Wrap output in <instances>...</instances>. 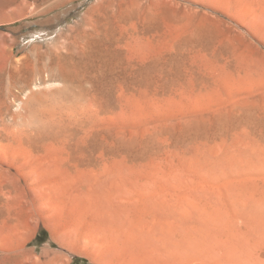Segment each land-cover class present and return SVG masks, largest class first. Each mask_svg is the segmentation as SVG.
<instances>
[{
  "label": "rangeland",
  "instance_id": "1",
  "mask_svg": "<svg viewBox=\"0 0 264 264\" xmlns=\"http://www.w3.org/2000/svg\"><path fill=\"white\" fill-rule=\"evenodd\" d=\"M18 3L0 8V264H264V0Z\"/></svg>",
  "mask_w": 264,
  "mask_h": 264
},
{
  "label": "bare ground",
  "instance_id": "2",
  "mask_svg": "<svg viewBox=\"0 0 264 264\" xmlns=\"http://www.w3.org/2000/svg\"><path fill=\"white\" fill-rule=\"evenodd\" d=\"M3 1H4V0H3ZM20 1H21V0H5L4 3L2 2L3 5H2V7H0V8H2V9H3L2 11L5 12V10L8 8V6H10V7H11V6H18V4H19L18 2H20ZM32 1L35 2V7H36L37 10H38V11H37V15L40 16V17H44V18H45V17L51 15V13L54 11V9H56L57 7H59V6L61 5V3H63V2L65 3V2H67V1H69V0H58V2H56L57 4L53 2V1H56V0H32ZM0 3H1V2H0ZM47 4H48V5H47ZM0 5H1V4H0ZM45 5H46V6H45ZM43 6H45V7H43ZM2 14H3V13H1L0 15H2ZM35 14H36V13H35ZM3 15H4V14H3ZM37 15H36V16H37ZM32 16H33V15H32ZM57 17H58L57 15H56L55 17H54V15H53L52 17H49L48 19L43 20V21L41 20V21H42L43 24L46 25V24H50V23H52V22L54 23L55 19H58ZM59 17H60V16H59ZM0 18H1V17H0ZM42 19H43V18H42ZM12 20H14V19H12ZM10 21H11V19H10ZM55 22H56V21H55ZM52 46H53V45H52ZM32 48H33L32 50H35V49H34V46H33ZM35 48H37V47H35ZM38 48H39V47H38ZM39 49H40V48H39ZM39 49H38V50H39ZM47 50H49V49H47ZM49 51H50V50H49ZM35 52H36V51H35ZM35 52H34V53H35ZM37 52L39 53L40 51H37ZM37 52H36V53H37ZM51 52H52V51H51ZM51 52H50V54H51ZM55 52H56V51H55ZM36 53H35L34 56L38 55V53H37V54H36ZM40 53H41V52H40ZM40 53H39V54H40ZM40 55H42V54H40ZM51 55H52V54H51ZM38 56H39V55H38ZM43 56H44V55H43ZM45 56H46V54H45ZM54 56H55V55H54ZM51 57H52V56H51ZM38 58H41V59H42L43 57H42V56H41V57L39 56ZM47 58H48V57H47ZM52 58H53V57H52ZM41 59H40V60H41ZM50 59H51V58L49 57V60H50ZM35 60H38V59L36 58ZM49 60H48V61H49ZM54 60H55V59H54ZM38 61H39V60H38ZM42 61H44V60H42ZM39 62H40V61H39ZM39 62H38V63H39ZM34 64H37V62H35ZM43 67H44V66H43ZM65 71H66V70H65ZM13 81H14V80H13ZM9 85H10V83H9ZM10 86L12 87V85H10ZM10 89H11V88H10ZM81 89H82V88H81ZM80 91H81V90H80ZM83 91H84V90H83ZM83 91L81 92L80 95L83 94ZM71 92H72V91H71ZM78 92H79V91H78ZM78 94H79V93H78ZM86 94H87V93H86ZM80 95H79L78 98L81 100ZM84 95H85V94H84ZM82 96H83V95H82ZM90 96H91V95H90ZM74 97H75V96H74ZM74 97H73V98H74ZM85 97H86V96H83L82 100H83ZM75 98H76V97H75ZM64 99H65V97H64ZM87 99H88V97H86V100H87ZM72 100H73V99H72ZM80 100H79V101H80ZM86 100H85V101H86ZM88 100H89V99H88ZM5 101H6V100H5ZM15 101H16V99H15ZM17 101L19 102V103H18V108L22 109V108H23L22 106H23V104H24L25 102H24L23 100H17ZM75 102H76V101H75ZM77 102H78V101H77ZM80 102H82V106H85V105L87 104V103L85 102L86 104L84 105V103H83L84 101H80ZM87 102H89V101H87ZM73 103H74V101H73ZM67 104H68V103H67ZM67 104L65 103V105H64V103H63L62 105H63L64 107H66ZM74 105H76V103H75ZM87 105H88V104H87ZM71 106L75 109V112H77V111H76L77 108L74 107V106L72 105V103H71ZM71 106H70V107L68 106L69 109H67V108H66V109H67V110H71V109H70V108H72ZM51 108H52V107H51ZM62 108H63V107H62ZM73 108H72V109H73ZM85 108H86V106H85ZM58 109H59V107L56 109V111H58ZM66 109L64 108V110H66ZM74 109H73V110H74ZM86 109H87V108H86ZM90 109H91V108H90ZM60 110H61V109H60ZM73 110H71V112H72ZM81 110H82V109H79V111H81ZM47 112H48V111H47ZM58 112H59V111H58ZM63 112H66V111H63ZM67 112H68V111H67ZM75 112H74V113H75ZM89 112H90V111H88V113H89ZM5 113H6V112H5ZM5 113H0L1 121H3V123H6V122H7V121H6ZM69 113H70V112H68V115H71V114H69ZM10 114H11V113H10ZM25 114H26V113H25ZM54 114H55V113H54ZM58 114H59V113H56V115H58ZM65 114H66V113H65ZM84 114H85V116L88 115L87 113H84ZM84 114H81V116L84 115ZM91 114H92V112H91ZM91 114H89V118H90V115H91ZM48 115H49V114H48ZM48 115H47V116H48ZM51 115H52V114H51ZM56 115H55V116H56ZM66 115H67V114H66ZM77 115H79V112L77 113ZM92 115H93V114H92ZM55 116H54V117H55ZM79 116H80V115H79ZM81 116H80V117H81ZM85 116H84V117H85ZM57 117H59V116H56L55 119H57ZM77 117H78V116H77ZM80 117H79V118H80ZM82 117H83V116H82ZM84 117H83V118H84ZM13 118H14V117H13ZM49 118H51V117H49ZM49 118H48V119H49ZM15 119H17V117H15ZM26 119H27V117H26ZM87 119H88V117H87ZM18 120H19V119H18ZM49 120H50V119H49ZM94 120H95V119H94ZM52 121H54V120H52ZM88 121H89V119H88ZM18 122H19V121H18ZM26 122H27V121H26ZM49 122H50V124H51V121H48V120L45 122V124H46L45 126L42 124L45 128L47 127V128L45 129L46 131H47V130H50L49 128H52L51 126L49 127V125H50ZM86 122H87V121H86ZM40 123H41V122H40ZM56 123H57V122H56ZM56 123H55V124H56ZM17 124H18V123H17ZM55 124H53V125H55ZM56 125H57V124H56ZM7 127H8V126H7ZM21 127H22V126H21ZM40 127H41V126H40ZM48 127H49V128H48ZM2 128H3V126H2ZM5 128H6V127H5ZM15 128H18V127H15ZM25 128H26V127H25ZM9 129H10V128H9ZM9 129H8V130H9ZM5 130H6V129H5ZM19 130H20V129H19ZM39 130H40V129H39ZM39 130H37V131H39ZM11 131H12V129H11ZM37 131H36L34 128H33L32 130H31V129L29 130V129H23V128H22V130L20 131V133H17L16 131H15L16 133H13V135H16V134L18 135V134H20L18 137H15L14 140H16V138H19V139H21V140H23V139L25 138V140L27 139L30 143H31V142H38V139H39L40 137H38V135H37ZM82 131H83V130H82ZM13 132H14V130H13ZM39 132H40V131H39ZM87 132H88V131H87ZM45 133H46V132H45ZM45 133H44V134H45ZM85 133H86V132H85ZM40 134H41V132H40ZM49 134H50V133H49ZM2 136H3V135H2ZM11 136H12V134H11ZM9 137H10V136H9ZM43 137H44V136H43ZM43 137H41V139H43V141H44L45 143L49 142V141H48V140H49V139H48V136H45V138H43ZM0 138H1V137H0ZM10 139H11V138H10ZM19 139H18V140H19ZM18 140H16V141H18ZM36 140H37V141H36ZM40 142H41V141H40ZM23 143H24V142H23ZM22 145H23V144H22ZM7 148H8V147H7ZM27 151H28V150H27Z\"/></svg>",
  "mask_w": 264,
  "mask_h": 264
}]
</instances>
